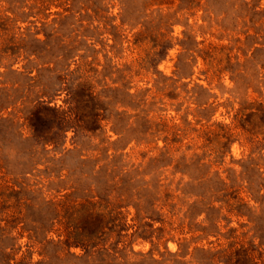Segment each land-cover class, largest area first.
<instances>
[{
  "label": "rangeland",
  "instance_id": "374dc122",
  "mask_svg": "<svg viewBox=\"0 0 264 264\" xmlns=\"http://www.w3.org/2000/svg\"><path fill=\"white\" fill-rule=\"evenodd\" d=\"M89 203L119 214L85 248ZM234 252L264 264V0H0V264Z\"/></svg>",
  "mask_w": 264,
  "mask_h": 264
},
{
  "label": "trees",
  "instance_id": "16d2710c",
  "mask_svg": "<svg viewBox=\"0 0 264 264\" xmlns=\"http://www.w3.org/2000/svg\"><path fill=\"white\" fill-rule=\"evenodd\" d=\"M257 106H261L260 103ZM42 109L50 113V117L45 116L43 118H37L36 111L32 113L33 130L37 134L38 132L49 133L52 138L55 137L63 129V125L75 121L72 116H67L65 113L60 112L57 108H51L49 105L43 106ZM71 108V112H72ZM75 117V112H72ZM76 122V121H75ZM59 131V132H58ZM95 204H87L83 206V209H79L80 222L74 227L73 231L69 234L72 243L85 248L90 247L95 244V240L99 238V235L104 233L103 228L108 231L113 230V226L116 224L117 212L110 210L107 214H102L96 211ZM81 210V212H80ZM115 212V213H114ZM114 214V215H113ZM112 219V220H111ZM109 225V227L107 226ZM113 225V226H112ZM111 226V227H110ZM68 240V238H67ZM236 256V253L229 255L227 264H235L232 257Z\"/></svg>",
  "mask_w": 264,
  "mask_h": 264
}]
</instances>
